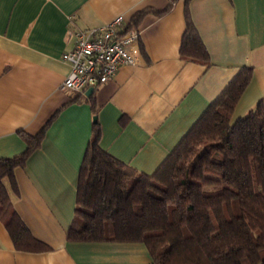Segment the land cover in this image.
Instances as JSON below:
<instances>
[{
    "label": "crops",
    "instance_id": "1",
    "mask_svg": "<svg viewBox=\"0 0 264 264\" xmlns=\"http://www.w3.org/2000/svg\"><path fill=\"white\" fill-rule=\"evenodd\" d=\"M137 26L143 53L134 65L83 97L60 85L69 71L61 54L75 32L121 15ZM208 62L182 59L184 0H0V159L22 153L18 132L41 144L4 185L31 234L49 251L16 250L0 220V264H153L142 243L71 242L80 165L99 124V145L126 166L153 173L242 68L251 78L231 121L264 98V0H188Z\"/></svg>",
    "mask_w": 264,
    "mask_h": 264
},
{
    "label": "trees",
    "instance_id": "2",
    "mask_svg": "<svg viewBox=\"0 0 264 264\" xmlns=\"http://www.w3.org/2000/svg\"><path fill=\"white\" fill-rule=\"evenodd\" d=\"M184 1L180 57L207 63ZM148 11L138 12L128 26H137ZM250 78L251 69L242 68L151 174L103 150L94 121L66 240L142 243L153 264H264V98L231 121ZM54 117L34 135L18 132L25 150L0 159V220L19 251L51 248L16 213L4 180L17 190L14 169L40 146Z\"/></svg>",
    "mask_w": 264,
    "mask_h": 264
},
{
    "label": "built area",
    "instance_id": "3",
    "mask_svg": "<svg viewBox=\"0 0 264 264\" xmlns=\"http://www.w3.org/2000/svg\"><path fill=\"white\" fill-rule=\"evenodd\" d=\"M73 47L61 54L69 66L60 89L86 96L111 79L120 65H134L140 58L141 31L128 26L121 15L105 24L77 30Z\"/></svg>",
    "mask_w": 264,
    "mask_h": 264
},
{
    "label": "water",
    "instance_id": "4",
    "mask_svg": "<svg viewBox=\"0 0 264 264\" xmlns=\"http://www.w3.org/2000/svg\"><path fill=\"white\" fill-rule=\"evenodd\" d=\"M93 92V89L91 87L87 88L86 91H85V94L87 96H89L91 93ZM95 116L93 117V121H95Z\"/></svg>",
    "mask_w": 264,
    "mask_h": 264
}]
</instances>
